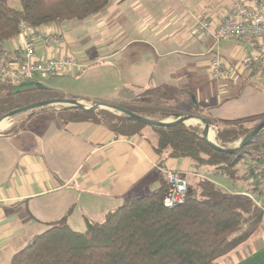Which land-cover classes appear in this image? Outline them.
<instances>
[{
  "label": "crops",
  "instance_id": "obj_1",
  "mask_svg": "<svg viewBox=\"0 0 264 264\" xmlns=\"http://www.w3.org/2000/svg\"><path fill=\"white\" fill-rule=\"evenodd\" d=\"M230 5L229 0H110L103 12L87 20L43 26L0 48L22 49L37 34L33 43L39 59H76L77 65L64 76L89 80L91 89L77 92L88 101L145 102L150 91L170 85L194 95L208 120L258 118L264 115L263 103L252 107L237 101V93L235 99L220 96L237 83L222 86L211 78L209 51L216 50L214 39L196 30L197 15L206 13L215 29ZM50 35L62 39L48 45L44 39ZM228 41L235 47L225 59L237 64L246 46L235 40L220 43ZM99 54L111 61L99 65ZM245 109L251 115L241 114ZM212 125L217 131L221 127ZM156 140L152 127L123 137L103 125L64 124L42 114L1 133L0 264H10L16 253L63 217L73 231L85 232L88 222H103L126 202L157 192L165 186L164 170L185 173L192 184L211 181L210 175L225 187L226 176H214L189 158L158 154ZM216 264H264V221L251 239Z\"/></svg>",
  "mask_w": 264,
  "mask_h": 264
},
{
  "label": "trees",
  "instance_id": "obj_2",
  "mask_svg": "<svg viewBox=\"0 0 264 264\" xmlns=\"http://www.w3.org/2000/svg\"><path fill=\"white\" fill-rule=\"evenodd\" d=\"M0 0V46L21 35V26L32 30L43 26L84 21L101 12L110 0ZM264 72V71H263ZM263 72H260L262 74ZM258 73V72H257ZM257 73H253L257 74ZM232 82V81H231ZM229 82V83H231ZM16 86L0 82V119L8 112L38 101L65 98L53 89L15 94ZM180 87L163 85L147 95V101L116 103L146 117L166 120L177 114L203 116L191 96ZM189 98L192 110L176 109L170 103ZM103 103H107L102 101ZM63 123L89 122L103 125L117 136L141 135L148 127L109 111L83 112L62 109ZM256 118L237 121H209L221 125L220 146L243 139L260 123ZM156 151L170 158H189L207 167L214 176L236 179L240 173L249 182L248 193L260 198L253 165L264 162V130L239 154L212 149L202 130L180 125L152 128ZM166 186L157 192L137 197L109 213L100 223L88 222L85 232H75L63 217L50 224L14 255L10 264H216L247 242L264 220V210L246 194L226 193L213 181L198 179L189 183L184 205L167 209L163 200Z\"/></svg>",
  "mask_w": 264,
  "mask_h": 264
},
{
  "label": "built area",
  "instance_id": "obj_3",
  "mask_svg": "<svg viewBox=\"0 0 264 264\" xmlns=\"http://www.w3.org/2000/svg\"><path fill=\"white\" fill-rule=\"evenodd\" d=\"M227 10L217 28L206 13L196 17V30L203 35H210L215 45L224 40H235L246 46L245 55L237 64L227 61L218 51L210 49L211 78L217 82H233L242 73H260L264 71V0H229ZM32 29L23 24L21 34ZM39 36L32 34L22 49L9 51L0 48V82L18 86L24 82L45 83L47 79L67 75L70 68L77 65L74 57L39 59L36 55L34 40ZM62 39L59 35L45 37L51 45ZM260 198L246 194L264 210V162L253 165ZM166 194L163 204L167 209H175L185 204L189 191V177L185 173L164 170Z\"/></svg>",
  "mask_w": 264,
  "mask_h": 264
},
{
  "label": "rangeland",
  "instance_id": "obj_4",
  "mask_svg": "<svg viewBox=\"0 0 264 264\" xmlns=\"http://www.w3.org/2000/svg\"><path fill=\"white\" fill-rule=\"evenodd\" d=\"M11 3H12V5L16 6L17 8H20V4L17 1L11 0ZM234 45H235L234 42L228 41V42H222L219 45L216 44L213 46L216 48V51H218L224 58H226L225 57V56H227L226 53L228 51H231L235 47ZM239 55H240V52H239ZM239 55H237V56H239ZM97 56H98L97 59L100 60L99 65H104V64L111 61L110 58H107V59L105 58V56H107L105 54H99ZM238 62H239V59H237V63ZM85 72L83 71L82 73H85ZM205 72H207V70ZM94 78H95V76H94ZM94 78L92 77V79H94ZM90 80H91V78H90ZM88 81L89 80H87V78H84L81 80H76V79H72V78H69L66 76H59V77L47 79L45 81V84L48 85V87L50 89H53L54 91L58 92L61 95H66V96L68 95L69 97L81 99V97L78 95L79 93H77V92L80 90L81 91L82 90L87 91L88 89H91L92 86H90V83H87ZM226 83H228V82H223L222 86L224 84L226 85ZM235 83H237V88L233 87V85L229 86L228 89L225 92H223L225 94H221L220 96L224 97V98L235 99V94L237 93V101L242 99V102H245V104H249V106L251 105L252 107H255V105H258V104H261V103L264 104V73H262V74L257 73V74H254L252 76L237 77V81L235 80ZM213 84L216 85V82H213ZM96 89H97V91H99L100 87L98 86V87H96ZM130 89L132 90L133 88H130ZM133 91H136V89H133ZM230 91L231 92L233 91V93L231 94ZM219 94H216V97H218ZM200 103H201V101H200ZM170 104L173 107H175L176 109H180V110L181 109H186V110L191 109L192 110L191 101L187 97L183 98L180 104L179 103L177 104L175 102H172ZM87 105H89V103ZM248 109H245V111H242L241 114L250 113V112H247ZM61 110H62L61 108H48V109H44V110H37L34 112H28V113H24L21 115H17L13 118L6 120V123L3 126L4 129L1 130V132L4 133L13 127L20 126L23 121L27 120L30 116H32L34 114H42V115H45L47 117L57 118L63 122L64 114L62 113ZM249 111H250V109H249ZM114 113L117 115H120L119 113H116V112H114ZM202 114H203V111H202ZM250 115H251V113H250ZM241 116H243V115H241ZM151 118L161 120L160 118H157V117H151ZM171 119H172V117L169 119H166V120H171ZM263 121H264V115L254 119V120H251L250 125H255L256 123H262ZM191 123H192L191 121L188 122L189 126L187 125V127H197L200 130L203 129L202 127H199L197 125H190ZM146 129H151V128H146ZM213 132L211 133L210 136L214 138V141L216 144L221 145L219 140H218V131L213 128ZM239 143H240V140H238L234 143H230V144L226 145V147L235 148L239 145ZM204 170L208 171V168L204 167ZM206 174L209 175L208 172H206ZM207 177L211 181L218 182V180L217 181L213 180V176L210 177V175H209ZM222 178L224 179V180H222V181H224V183H222L221 181L220 182L222 184H224L223 186H225V187H220V186L219 187L221 189H223V191H225L226 193H230L231 191H234L237 189L238 190H247L249 188V182L245 180L243 173H240V175L236 179H231L228 177H222ZM215 179H216V177H215ZM195 183H196V181H195ZM261 225H260V227H261ZM259 228H258V230H259Z\"/></svg>",
  "mask_w": 264,
  "mask_h": 264
},
{
  "label": "water",
  "instance_id": "obj_5",
  "mask_svg": "<svg viewBox=\"0 0 264 264\" xmlns=\"http://www.w3.org/2000/svg\"><path fill=\"white\" fill-rule=\"evenodd\" d=\"M50 88L42 82L37 81H28L24 82L18 86L15 87L14 93L20 94L27 91H45L49 90ZM194 107L198 108V102L194 95H190ZM89 103V105H87ZM86 104V105H85ZM92 106V107H90ZM48 108H61V109H71V110H80L83 112L93 113V112H99V111H109V112H116L120 115L126 116L129 120L142 123L148 127L152 128H159V129H166V128H172L180 125L187 126V123L192 120H197L205 124L206 128L202 129V135L205 142L214 150L230 154V155H237L241 152V150L250 142L252 141L257 135H259L264 130V121L260 123L258 126H256L252 131H250L242 140H240V143L235 148H225L222 147L214 142L211 141L210 135L213 132V125L211 122L203 116H199L196 114L191 113H185V114H177L174 115L172 118L178 119V121L174 123H167L169 120H157L152 119L143 115H140L136 112H133L121 105L118 104H112V103H103L100 101H88L85 99L80 98H56V99H49V100H43L38 101L35 103H31L28 105H25L23 107L14 109L7 114H5L0 119V134L2 133V125L6 122V120L13 118L17 115H21L28 112H34L37 110H44Z\"/></svg>",
  "mask_w": 264,
  "mask_h": 264
},
{
  "label": "bare ground",
  "instance_id": "obj_6",
  "mask_svg": "<svg viewBox=\"0 0 264 264\" xmlns=\"http://www.w3.org/2000/svg\"><path fill=\"white\" fill-rule=\"evenodd\" d=\"M85 105H86V104H85ZM90 107H92V106H90ZM176 121H178V119H176V118H172L171 120L167 121V123H174V122H176ZM191 122H192V123H191L190 125H192V124H199V127H202L203 129L206 128L205 124H203V123L200 122V121L192 120ZM5 123H6V122H5ZM5 123H3V125H2V129H3V126H4ZM187 125H188V123H187ZM188 126H189V125H188ZM210 139H211L212 142L215 143L213 137L210 136Z\"/></svg>",
  "mask_w": 264,
  "mask_h": 264
}]
</instances>
